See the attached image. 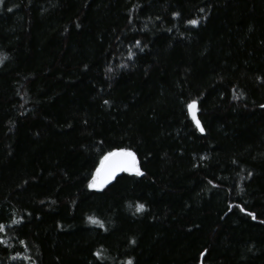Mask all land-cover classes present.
Returning <instances> with one entry per match:
<instances>
[{
	"label": "trees",
	"instance_id": "1",
	"mask_svg": "<svg viewBox=\"0 0 264 264\" xmlns=\"http://www.w3.org/2000/svg\"><path fill=\"white\" fill-rule=\"evenodd\" d=\"M0 57V264H264V0H2Z\"/></svg>",
	"mask_w": 264,
	"mask_h": 264
},
{
	"label": "snow or ice",
	"instance_id": "2",
	"mask_svg": "<svg viewBox=\"0 0 264 264\" xmlns=\"http://www.w3.org/2000/svg\"><path fill=\"white\" fill-rule=\"evenodd\" d=\"M0 2H2V0H0ZM9 11H11V9H9ZM173 15L175 16L179 14L173 13ZM188 23L195 25L198 23V21L193 19L188 21ZM4 59H6V57H0V63H2ZM105 103L107 104L108 101H105ZM195 107H196V101H191L187 104L188 112L192 116V119L195 121L196 128L199 129L201 133H203L205 129L201 126L199 120H196L194 113ZM262 107H264V105H262ZM121 171L134 172L138 176L143 175V173L137 167L135 153H133L130 150L116 149L106 153L103 157H101L100 163L95 169V172L92 174V178L87 186L89 189H101L106 184H108L117 175V173ZM135 207L137 212H141L144 210L145 205L142 203H137ZM248 215H251L253 219H255V215L253 213H248ZM89 221L94 224H99L100 227L104 226L103 223H101L100 221H98L93 217H89ZM12 223H19V221L13 219ZM5 228L6 225L0 224V232H3ZM20 243L23 244L24 241H20ZM96 255L97 257H100L101 254L98 252L96 253ZM204 255L205 253L202 252L201 256ZM17 256H19V253H17ZM24 259H28V257H24ZM126 264H132V261L128 260Z\"/></svg>",
	"mask_w": 264,
	"mask_h": 264
},
{
	"label": "water",
	"instance_id": "3",
	"mask_svg": "<svg viewBox=\"0 0 264 264\" xmlns=\"http://www.w3.org/2000/svg\"><path fill=\"white\" fill-rule=\"evenodd\" d=\"M194 113H195V109H194ZM121 173H124V171H121V172L117 173V175H116V176H115L110 182H112V181H113L116 177H118ZM110 182H109V183H110ZM109 183H108V184H109ZM106 185H107V184H106Z\"/></svg>",
	"mask_w": 264,
	"mask_h": 264
}]
</instances>
